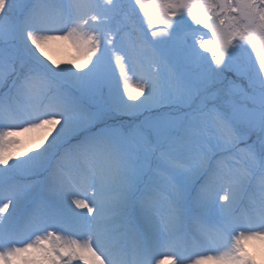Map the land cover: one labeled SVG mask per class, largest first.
I'll use <instances>...</instances> for the list:
<instances>
[{
  "label": "snow or ice",
  "instance_id": "snow-or-ice-1",
  "mask_svg": "<svg viewBox=\"0 0 264 264\" xmlns=\"http://www.w3.org/2000/svg\"><path fill=\"white\" fill-rule=\"evenodd\" d=\"M250 241L264 0H0V264H257Z\"/></svg>",
  "mask_w": 264,
  "mask_h": 264
},
{
  "label": "rangeland",
  "instance_id": "rangeland-1",
  "mask_svg": "<svg viewBox=\"0 0 264 264\" xmlns=\"http://www.w3.org/2000/svg\"><path fill=\"white\" fill-rule=\"evenodd\" d=\"M57 46V48H61L62 54L61 55V63L62 66L66 65L67 59L70 56L69 50L74 48L70 42L67 41H53ZM47 48V47H46ZM74 50V49H73ZM76 50V49H75ZM79 57V55H78ZM137 95L136 93H134ZM123 119H128V117H123ZM32 134H24L20 137L21 140H26L27 137ZM247 251L255 257L257 264H264V242L261 241H250L246 245Z\"/></svg>",
  "mask_w": 264,
  "mask_h": 264
},
{
  "label": "bare ground",
  "instance_id": "bare-ground-1",
  "mask_svg": "<svg viewBox=\"0 0 264 264\" xmlns=\"http://www.w3.org/2000/svg\"><path fill=\"white\" fill-rule=\"evenodd\" d=\"M56 46L57 45L55 43H53V41H52L47 45L46 51L48 52V55H50L54 60H56L58 63H60L62 65L61 59H60L61 58L60 54H62L61 53L62 50H61V48L58 49ZM73 49L71 48L69 50L70 56H68L69 58L67 59L66 65H64V66H70V62H72V61L78 62V59H79L78 55L79 54L75 50V48H73ZM136 94H137L136 96H138V97L140 96L139 92H136Z\"/></svg>",
  "mask_w": 264,
  "mask_h": 264
}]
</instances>
